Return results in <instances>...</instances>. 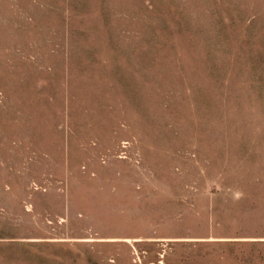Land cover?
<instances>
[{"label":"rangeland","instance_id":"rangeland-1","mask_svg":"<svg viewBox=\"0 0 264 264\" xmlns=\"http://www.w3.org/2000/svg\"><path fill=\"white\" fill-rule=\"evenodd\" d=\"M0 264H264V0H0Z\"/></svg>","mask_w":264,"mask_h":264}]
</instances>
